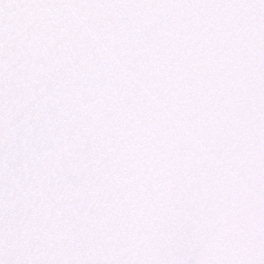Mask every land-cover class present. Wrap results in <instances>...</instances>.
<instances>
[{"label":"snow or ice","instance_id":"6c2138e0","mask_svg":"<svg viewBox=\"0 0 264 264\" xmlns=\"http://www.w3.org/2000/svg\"><path fill=\"white\" fill-rule=\"evenodd\" d=\"M0 264H264V0H0Z\"/></svg>","mask_w":264,"mask_h":264}]
</instances>
